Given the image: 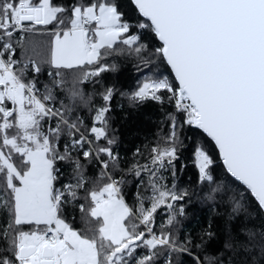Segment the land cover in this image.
Listing matches in <instances>:
<instances>
[{"label":"snow or ice","instance_id":"6c2138e0","mask_svg":"<svg viewBox=\"0 0 264 264\" xmlns=\"http://www.w3.org/2000/svg\"><path fill=\"white\" fill-rule=\"evenodd\" d=\"M0 264H264V0H0Z\"/></svg>","mask_w":264,"mask_h":264},{"label":"trees","instance_id":"16d2710c","mask_svg":"<svg viewBox=\"0 0 264 264\" xmlns=\"http://www.w3.org/2000/svg\"><path fill=\"white\" fill-rule=\"evenodd\" d=\"M134 121H136L137 124L146 125V121L143 120V116L138 115L136 117L132 118Z\"/></svg>","mask_w":264,"mask_h":264}]
</instances>
